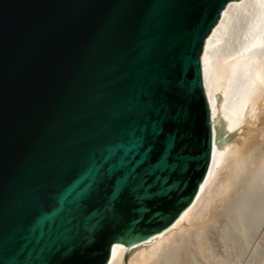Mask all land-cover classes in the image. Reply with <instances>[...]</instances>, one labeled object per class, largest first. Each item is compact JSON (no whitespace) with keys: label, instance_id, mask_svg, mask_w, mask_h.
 Listing matches in <instances>:
<instances>
[{"label":"water","instance_id":"1","mask_svg":"<svg viewBox=\"0 0 264 264\" xmlns=\"http://www.w3.org/2000/svg\"><path fill=\"white\" fill-rule=\"evenodd\" d=\"M229 1L0 0V264H107L192 202Z\"/></svg>","mask_w":264,"mask_h":264},{"label":"bare ground","instance_id":"2","mask_svg":"<svg viewBox=\"0 0 264 264\" xmlns=\"http://www.w3.org/2000/svg\"><path fill=\"white\" fill-rule=\"evenodd\" d=\"M201 62L212 126L206 175L173 223L145 239L113 244L107 264H198L222 217L243 234L264 217V0L229 1Z\"/></svg>","mask_w":264,"mask_h":264},{"label":"rangeland","instance_id":"3","mask_svg":"<svg viewBox=\"0 0 264 264\" xmlns=\"http://www.w3.org/2000/svg\"><path fill=\"white\" fill-rule=\"evenodd\" d=\"M253 118L251 120L254 122ZM256 119L255 121H258V118ZM243 129L246 132L249 130L246 127L242 128L238 132L241 134L237 139L246 133ZM255 132L251 131V133ZM260 148L262 149H259V153L261 152V157H264V143H262ZM262 167H264V158ZM262 169L264 171V168ZM222 218L225 220L221 219V222L219 221L217 226L211 228L209 231L211 233L209 234V243L207 246L210 247L203 249V252L206 250L203 255L205 254L208 257L201 256L202 252L198 253L200 254V256L197 254L198 264H264V217L254 227L251 224L246 234L238 233L232 224L227 221L226 217ZM208 248L211 254L207 251ZM257 261L259 262L257 263Z\"/></svg>","mask_w":264,"mask_h":264}]
</instances>
